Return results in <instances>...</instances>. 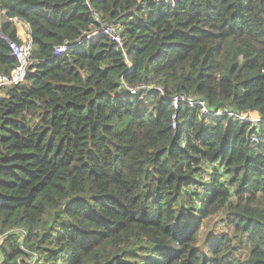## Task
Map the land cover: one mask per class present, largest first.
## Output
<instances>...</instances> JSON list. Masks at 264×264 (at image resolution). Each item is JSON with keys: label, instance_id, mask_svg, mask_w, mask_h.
I'll return each instance as SVG.
<instances>
[{"label": "trees", "instance_id": "1", "mask_svg": "<svg viewBox=\"0 0 264 264\" xmlns=\"http://www.w3.org/2000/svg\"><path fill=\"white\" fill-rule=\"evenodd\" d=\"M95 13L125 51L76 45ZM0 15L35 60L0 87V264H264V122L182 105L172 125L180 93L264 118V0H0ZM17 64L0 38V74ZM142 82L164 95L126 86ZM216 216L225 231L203 238Z\"/></svg>", "mask_w": 264, "mask_h": 264}, {"label": "built area", "instance_id": "2", "mask_svg": "<svg viewBox=\"0 0 264 264\" xmlns=\"http://www.w3.org/2000/svg\"><path fill=\"white\" fill-rule=\"evenodd\" d=\"M159 1H166L170 4H174L175 0H159ZM96 19L98 21V25L93 27L91 30L87 31L83 38H80L76 41V45L81 44L85 39H91L93 37L99 35H106L112 40L113 42L117 43L119 47L125 51L124 47V37L119 29L118 25L115 23H106L100 21V17L97 13H95ZM15 22V25H19L20 21L17 18H12ZM0 38H4L9 43L10 48L12 49L13 55L17 58L18 64L17 66L11 71L10 74L3 73L0 74V87L5 85H13L22 82L29 69V65L34 63L35 60L32 59V50L33 44L30 38V35L27 36V39H24L22 42L11 40L7 36H5L2 26H1V19H0ZM72 45L68 42L57 46L56 54H61L68 52L71 49ZM129 65H132L131 62L126 57ZM127 88L131 91L132 94H140L144 96L147 91L156 87L162 95H164V90L162 87H157L154 84L148 82H142L141 84L130 87L126 85ZM173 100V109L174 113L172 116L173 120V127H177L179 111L182 105L192 106L198 108L199 114L202 117H214V118H225L227 121H237L240 123H247L250 125L251 128L258 130L261 123L264 122V118L260 115L257 110H237L235 108L229 106H221V107H211L208 104L207 100L200 98L198 96L187 94V93H180L172 98ZM251 141H259L260 135L257 132L252 133L250 136Z\"/></svg>", "mask_w": 264, "mask_h": 264}, {"label": "rangeland", "instance_id": "3", "mask_svg": "<svg viewBox=\"0 0 264 264\" xmlns=\"http://www.w3.org/2000/svg\"><path fill=\"white\" fill-rule=\"evenodd\" d=\"M0 19H1V23H2V17H1V15H0ZM25 29H27L26 28V26H25ZM6 36V35H5ZM9 38V37H8ZM2 92V91H1ZM143 97V96H142ZM261 137H263V136H261ZM253 143H259V142H261V140L259 139V141H252ZM222 218V216H216V217H213V218H209V219H207L206 220V223H208L209 224V226H208V229L205 231V232H203L202 233V236H203V238H205L209 233H210V230L212 229V228H215V230H218V231H225V229H223L222 230V227H223V225H225V224H223V219H221ZM207 227V226H206ZM205 226L203 227V229H205L206 228ZM2 261L0 260V263H1Z\"/></svg>", "mask_w": 264, "mask_h": 264}, {"label": "crops", "instance_id": "4", "mask_svg": "<svg viewBox=\"0 0 264 264\" xmlns=\"http://www.w3.org/2000/svg\"><path fill=\"white\" fill-rule=\"evenodd\" d=\"M27 30L29 29L28 25H26ZM29 35V34H28Z\"/></svg>", "mask_w": 264, "mask_h": 264}]
</instances>
